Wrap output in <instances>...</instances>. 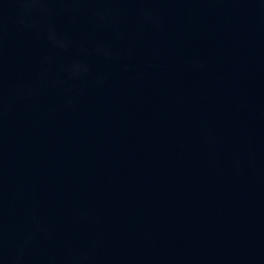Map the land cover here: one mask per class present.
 I'll list each match as a JSON object with an SVG mask.
<instances>
[{"label":"water","instance_id":"water-1","mask_svg":"<svg viewBox=\"0 0 264 264\" xmlns=\"http://www.w3.org/2000/svg\"><path fill=\"white\" fill-rule=\"evenodd\" d=\"M0 264H264V0H0Z\"/></svg>","mask_w":264,"mask_h":264}]
</instances>
